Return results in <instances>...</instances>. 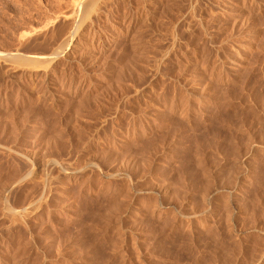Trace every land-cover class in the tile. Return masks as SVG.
I'll use <instances>...</instances> for the list:
<instances>
[{"label":"rangeland","instance_id":"1","mask_svg":"<svg viewBox=\"0 0 264 264\" xmlns=\"http://www.w3.org/2000/svg\"><path fill=\"white\" fill-rule=\"evenodd\" d=\"M74 1L0 0V264H264V0H115L46 98Z\"/></svg>","mask_w":264,"mask_h":264},{"label":"bare ground","instance_id":"2","mask_svg":"<svg viewBox=\"0 0 264 264\" xmlns=\"http://www.w3.org/2000/svg\"><path fill=\"white\" fill-rule=\"evenodd\" d=\"M73 1V0H72ZM116 1L115 0H75L74 1V7L72 6V10L70 12V14H68V16H65V21L67 22L66 24V31H64V35L62 36V38H60V41H59V44H57L58 46V50L57 48L54 47L53 49V52H51L50 54H47V55H36L38 56L36 58V62L32 63L31 61V64H37V62L41 65H37V68L36 66H32L34 68H36L35 73L38 77V81L41 82V84H45L47 83V87H46V91L43 89V92L41 91V93H44V95L47 97H49L50 95L52 96V94L55 95V93H57V88H59V85L63 84V85H66V82L68 80V78H63V79H60L61 82L60 84H58L57 86V83H58V78L60 75H63L64 72V68L61 67L60 63H59V57H62L64 54H67V49H70L71 50V56L69 55H64L65 57L64 58V62H76V64L79 65L80 67V73H79V79H75L72 80L70 79L69 77V86L72 82H76V86L77 85H82L86 79V77L89 74V71H93L94 70V67L96 66V64H98V60H100V57L101 56H104L103 55V50L104 49H108V47L110 46V42H108L106 39H103L101 40V42L99 43L100 45L99 46H96V44L98 43H94L95 42V34H94V31H93V28L92 27V17L93 15H98L101 13L102 15V12L106 10L107 7H110V5H113ZM242 3V2H241ZM243 4V3H242ZM241 4V5H242ZM114 6V5H113ZM243 6V5H242ZM224 7V6H223ZM245 7V6H244ZM111 8V7H110ZM109 8V9H110ZM227 8V7H226ZM131 11V10H130ZM237 11V10H236ZM244 11V10H243ZM112 12V11H111ZM100 15V16H101ZM99 16V17H100ZM124 17V16H123ZM244 17V16H243ZM121 18V17H120ZM118 20V19H117ZM128 18H122L121 20H118V23L115 24L117 26V28L119 27V29L121 30H124V34H129V25H130V20L127 21ZM64 21V22H65ZM246 21V20H245ZM65 22V23H66ZM126 22H129L127 25ZM53 23V22H52ZM64 23V24H65ZM96 24V23H95ZM98 24V23H97ZM106 25V24H105ZM124 25L127 28L124 27ZM240 25V24H239ZM97 28V27H96ZM95 28V29H96ZM125 28V29H124ZM131 28V27H130ZM61 29V28H60ZM251 29V28H250ZM120 30V31H121ZM98 33V32H97ZM102 33V32H101ZM118 33V32H117ZM120 33V32H119ZM78 34H83L85 35L84 38H80V40L76 41L73 46L70 48H68V45L70 42L71 39H74V37ZM99 34V33H98ZM114 34V33H113ZM134 34V33H133ZM235 35V34H234ZM80 36V35H78ZM97 36V35H96ZM110 36V35H109ZM108 36V37H109ZM114 36V35H113ZM117 36V35H116ZM228 36V35H227ZM60 37V36H59ZM134 38V37H133ZM136 39V38H135ZM136 41V40H135ZM72 44V43H71ZM70 44V45H71ZM95 44V45H94ZM136 45V44H135ZM138 46V45H137ZM67 47V48H66ZM52 48V47H51ZM57 49V50H56ZM106 49V50H107ZM52 51V50H51ZM105 51V50H104ZM70 52V51H69ZM46 54V53H45ZM70 54V53H69ZM102 54V55H101ZM7 55V54H6ZM11 57L15 56V54H9ZM110 56V55H109ZM3 57H5V55H3ZM17 57V56H16ZM31 57V56H30ZM35 60V57L32 56ZM162 57V56H161ZM62 59V58H61ZM136 59V58H135ZM144 61V60H143ZM44 63L42 65V63ZM60 62L62 63L63 61L60 60ZM3 63V62H2ZM72 63V64H73ZM66 63H64L65 65ZM69 64V63H68ZM71 64V65H72ZM30 65V64H28ZM63 65V66H64ZM70 65V64H69ZM70 65V66H71ZM75 65V64H74ZM224 65V64H223ZM43 66V68H41ZM40 67V68H39ZM78 66H76V68H79ZM97 67V66H96ZM157 68V67H156ZM69 69V68H68ZM97 69V68H95ZM95 72V71H94ZM60 73H63V74H60ZM77 73V74H78ZM195 76V75H194ZM62 77V76H61ZM60 77V78H61ZM65 77V75L63 76ZM38 82V83H39ZM37 83V84H38ZM43 84V85H44ZM41 86V85H40ZM38 87V86H37ZM61 87V86H60ZM40 88V87H39ZM43 88V87H42ZM102 88V87H101ZM86 94V93H85ZM97 94V93H96ZM43 95V96H44ZM83 100V99H82ZM252 141V140H251ZM248 143V142H247ZM255 145V144H254ZM256 146V145H255ZM248 147V146H247ZM261 147V146H260ZM259 147V148H260ZM240 149V148H239ZM254 149V147H253ZM242 150V149H241ZM246 150V149H245ZM257 150V149H256ZM6 151V150H5ZM249 151V150H248ZM247 151V152H248ZM245 152V151H244ZM258 153V152H257ZM246 154V153H245ZM245 156V155H244ZM253 157V156H252ZM46 160V159H45ZM236 160V159H235ZM25 161V160H24ZM27 163V162H26ZM48 164L50 165H55L58 167V170H61L63 171L64 173H67V175H75V170L72 169V167H68L67 165L65 164H61L53 159L51 160H48ZM27 166V165H26ZM54 166V167H55ZM77 168V167H75ZM89 168V167H88ZM93 169V167H92ZM84 170V169H83ZM26 171V170H24ZM23 173V172H22ZM31 175V172L30 170L29 171H26L25 173H23L20 177V180L22 179H26L28 178L29 176ZM236 178V177H235ZM110 179V178H109ZM23 181V180H22ZM21 181V182H22ZM162 182V181H161ZM171 184V183H170ZM49 186V185H48ZM140 186V185H139ZM234 186V185H233ZM209 187V186H207ZM240 187V186H239ZM170 188V187H169ZM32 189V188H31ZM151 189V188H150ZM219 189V188H218ZM12 190V189H11ZM35 190V189H34ZM39 190V189H38ZM204 190V189H203ZM30 191V189H29ZM32 191V190H31ZM240 191V190H239ZM28 191H26L25 193H27ZM35 192V191H34ZM40 192V191H39ZM46 192V191H45ZM29 193V192H28ZM27 193V194H28ZM204 193V192H203ZM31 194V193H29ZM206 194H209V193H206ZM217 194V193H216ZM26 195V194H24ZM23 195V196H24ZM43 195V192L41 193H37V194H32V196L27 200H21V204H16L15 206H9V208H7V211H8V215H12L13 219H14V216L18 218V216H34L36 215V213H38V210L39 212L41 211V205H42V198L44 196ZM47 195V194H46ZM202 195V194H201ZM205 195V194H204ZM215 195V193H214ZM8 196V195H7ZM21 196V195H20ZM26 196H29V195H26ZM46 197V196H45ZM169 197V196H168ZM202 197V196H201ZM20 198V197H19ZM26 198V197H25ZM28 198V197H27ZM202 199V198H201ZM205 199V198H204ZM210 199V198H209ZM19 200V201H20ZM206 201V200H205ZM20 203V202H19ZM232 203V202H231ZM12 205V204H11ZM18 205V206H17ZM44 206V205H42ZM123 207V206H122ZM227 209V208H226ZM118 210V209H117ZM161 211V210H160ZM166 211V210H165ZM195 212V211H194ZM51 213V212H50ZM184 214V213H183ZM190 214V213H189ZM7 215V216H8ZM10 215V216H11ZM39 215V214H38ZM37 215V216H38ZM41 215V213H40ZM32 216V217H33ZM36 216V217H37ZM11 217V218H12ZM35 217V218H36ZM45 218V217H44ZM11 219V221L13 220ZM47 220V219H46ZM22 221V220H21ZM13 222H15V220H13ZM42 223V222H41ZM34 224V223H33ZM240 227V226H239ZM251 227V226H250ZM259 227V226H258ZM255 228V227H254ZM257 228V227H256ZM232 229V228H231ZM257 232V231H256ZM259 235V234H258ZM241 251V250H240ZM262 252V251H261ZM252 253V252H251ZM259 255V254H258ZM259 258V257H258ZM252 262V261H251ZM241 264V263H240Z\"/></svg>","mask_w":264,"mask_h":264}]
</instances>
